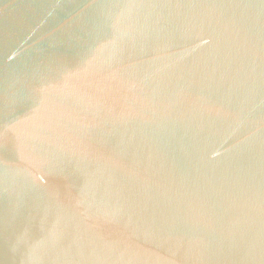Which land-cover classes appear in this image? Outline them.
<instances>
[{"label":"water","instance_id":"obj_1","mask_svg":"<svg viewBox=\"0 0 264 264\" xmlns=\"http://www.w3.org/2000/svg\"><path fill=\"white\" fill-rule=\"evenodd\" d=\"M0 264H264V0H0Z\"/></svg>","mask_w":264,"mask_h":264}]
</instances>
